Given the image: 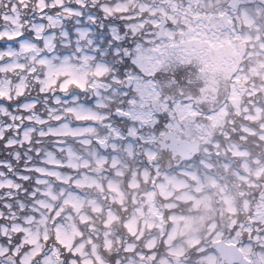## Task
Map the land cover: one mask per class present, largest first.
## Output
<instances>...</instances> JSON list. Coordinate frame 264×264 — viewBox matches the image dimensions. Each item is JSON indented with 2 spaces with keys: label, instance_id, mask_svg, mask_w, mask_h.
Listing matches in <instances>:
<instances>
[{
  "label": "flooded vegetation",
  "instance_id": "obj_1",
  "mask_svg": "<svg viewBox=\"0 0 264 264\" xmlns=\"http://www.w3.org/2000/svg\"><path fill=\"white\" fill-rule=\"evenodd\" d=\"M97 5L92 0H0V247L7 246L0 255V264L8 263L7 254L19 261L20 250L35 248L36 243H28L21 227L39 225L43 216L50 222L51 232L60 223L77 225L79 233L74 236L72 251L82 256L74 262L69 255L59 256L61 250L53 234L45 241L41 237V251L33 264H218L219 241L235 244L242 252L243 260L231 264H264V244L253 242V237L256 241L264 237V223L253 217L260 202L261 183V176L255 174L261 164L254 160V154H246L240 144L237 151L229 145L213 149V140L219 135L197 129V117L189 121L190 128L184 133L169 126L165 119L162 135L176 131L181 138L192 139L199 133L205 139L199 154L178 164L154 162L160 150L158 144L154 146L145 132L139 137H128L126 133L133 132V126L146 124L132 108L143 109L151 104L150 91L161 86L148 83L115 90L99 88L89 96L87 89L93 85L77 79L80 73L72 66L63 65L55 75L51 68L47 80L42 79L43 73L37 75L39 65L46 61L39 58L43 53H37L33 45L42 47L45 35L54 33L59 37L61 29L71 33L73 28L87 24L86 18L101 17ZM53 20H60V25L50 23ZM112 42L118 54L111 52L108 57H119L121 76L131 75L132 39L124 35L122 39L112 38ZM61 76L67 79L53 92ZM73 85L74 99L72 93L63 94ZM56 96L61 98L59 103L54 101ZM58 105L66 110L63 121L78 125L82 129L79 138L87 136L85 141L93 144L96 153L85 148L72 154L53 149V110ZM71 107L91 113L75 117ZM212 113L210 110L207 115ZM97 139L106 144V149L99 147ZM126 141H133L134 146L125 145ZM154 149L155 154L149 156ZM53 151L66 164L48 162ZM176 152L166 148L164 161L175 158ZM203 156L208 162L201 163ZM40 166L45 170L40 171ZM52 167L57 168L56 172ZM40 178L45 180L40 182ZM199 178L220 186L217 193L221 207L230 194L236 200L235 211L217 217L207 213L201 219L202 211L194 203ZM54 184L56 196L51 192ZM12 185L24 187L27 194L21 197L15 189L11 194L8 189ZM22 203L27 205L23 209ZM96 252L100 255L95 256Z\"/></svg>",
  "mask_w": 264,
  "mask_h": 264
},
{
  "label": "rangeland",
  "instance_id": "obj_2",
  "mask_svg": "<svg viewBox=\"0 0 264 264\" xmlns=\"http://www.w3.org/2000/svg\"><path fill=\"white\" fill-rule=\"evenodd\" d=\"M146 2L151 1V5H146L144 3V0H132V3L127 4L126 7L124 8H120L118 7L119 3H124L125 0H119L117 1V3L110 7L108 2H101L105 7H102L103 10L105 11V8H107L109 13H113L114 10H117L119 13L114 12V15L117 19H122L124 17L125 14H123V12H125V10L130 6L131 9H133V15H127L128 17V21L127 20H121L122 24L119 23H115L112 25V30L114 33H116L115 37H105V32H103V35L97 34V36L104 37V44H107L109 39L112 40V38H116V37H120L119 34H121L120 30V26L124 25V27H126V24H132V25H136V28H129L130 31L128 33V37L133 40H135L137 37L133 35L134 31H138L140 25L143 24L144 28L146 29L145 32L140 29V32H142L143 34L146 35V37L149 38V40H151L154 36V29L150 27V23L152 22L153 25H155V23L158 21V15H164L169 22V19H171L172 21H174V19L177 18V14L176 12L169 7L168 5H173L176 4L175 6H180V14L184 13V12H191L193 13V10L198 11L197 13L194 12V14H192L193 16H195L196 14H198V16L200 15L199 10L201 9L199 7V5L202 3L203 0H145ZM246 0H240L239 5L236 9H234L233 11L230 12V17L234 20V28L232 29V33L233 35H237L239 34V32H241V30H239L238 28H236L235 24H236V18L239 16L240 18H242L245 22V24L249 26L253 25V24H258L256 21L257 18V10L255 8L249 7L245 5ZM213 3H218L219 7L218 9L215 8L216 5H212L207 9V13L209 14L208 16H206V18H210L213 19L214 16H219V14H221L223 11H226V7L225 9H221V6L224 5V3L226 4V0L224 1H213L210 2L209 4H213ZM184 5V6H181ZM192 9V10H190ZM211 9V10H210ZM210 10V12H209ZM259 10H261V8H259ZM157 11H159L158 13H156ZM203 11V10H201ZM122 12V13H121ZM205 12V11H204ZM183 18V16H185ZM259 15V14H258ZM197 16V17H198ZM210 16V17H209ZM131 17V18H130ZM196 18V22L198 23V21H201L199 19ZM138 20L140 18L145 19L146 25L143 22L142 19H140V21H134V19ZM179 19V18H178ZM152 20V21H151ZM180 20V19H179ZM151 21V22H150ZM191 21V17L187 14L182 15V19L180 22H190ZM117 22V21H116ZM138 23H140V25H138ZM242 22V25L244 24ZM99 25V23H97L96 21H92V24L90 26L96 28ZM193 26H195V24H192ZM184 26V27H183ZM183 26L178 27L180 30L178 31V37L175 36L176 30H174L173 27H169L168 24L166 26V31L168 33V36L166 38H162L159 40H155L156 43L154 42L153 46H149L146 48H142L138 45L135 44L136 48H133L131 50V52L135 53L134 55H131L130 60H132V65L131 68H133V65L136 63V65H139L144 72L149 73V77H144L138 74V76H136L135 72L132 69V73L131 75L135 76L137 79L138 83H142V84H147L148 80H152L154 73H157L158 70H160L161 68H163L164 70L167 69L168 65L170 66V68L168 69L169 72L173 71V66L176 67L177 65H179L180 67L178 68V71L180 69H182V67L184 65H186V63H183L182 61H180L181 59L185 58L184 60H188L186 55H199V54H203L205 51V48L201 47V45L203 46H208L210 47V49H208L209 53H213V54H219L222 52L223 48H228L229 50H231L233 52V55L235 56H240V54H243V48L238 47L241 46V44H237L238 41L236 40H232L230 41V37L228 36L229 34H225L222 33L219 35V33H215L213 30H210L208 33L204 30L201 29H197L195 26V29L193 30V27H191L190 25H186L185 24ZM203 26V23L202 25ZM201 28V27H200ZM246 27L247 29H251ZM197 29V30H196ZM248 30V31H249ZM206 32V33H205ZM248 34V33H247ZM239 37V35H237ZM251 34H248L247 37H249L248 39L251 38ZM256 39L257 35H254ZM253 36V37H254ZM176 37V38H175ZM139 39L144 40L143 36H139ZM98 41L99 38L97 37ZM225 42H228L230 44H227ZM115 45V42H112ZM104 44L101 45V47H104ZM113 45H111V47L108 48V53H109V49L111 48V51L114 53L115 49L112 47ZM117 47V45H116ZM157 48H160L161 50L163 49V53L168 57H165L163 55H157L154 51H157ZM118 49V48H117ZM119 50V49H118ZM165 50V51H164ZM116 52V51H115ZM159 52V51H158ZM237 53V54H236ZM172 54V56H171ZM172 57H174V60H176L177 62H173ZM64 67V66H63ZM185 67V66H184ZM62 66H58V67H54L53 68V74L55 75L57 71L61 70ZM212 70V72H211ZM210 72H207V74L205 73V70L203 71H199L200 73L193 75L192 78H190V85L188 86H182V85H178V87H172L171 86V82H172V76L170 75L167 78V82L163 83V89H158L157 87H153L152 90L150 91L149 95L151 96L152 99V103L149 104L148 106L144 105L143 109L140 108H132V110L134 111L135 114H137L138 116H140L141 118H143L146 122H148V124H154L155 121L159 120V123L161 121H165L166 118H168V125L171 126L172 128H174L175 130L184 133V130H187L190 128V120H195L194 117H197V114L199 111H201L202 109V100H206L205 96H207L206 92L204 91V89L202 88L203 84H207L208 87L211 88V90H214V87H216V81H215V76H217L220 72H214L213 67H211ZM215 75V76H214ZM225 76V75H223ZM74 78L76 79V75H74ZM77 79H79L80 81H86L87 77L83 76L82 74H80V76L77 77ZM202 81V85L201 82ZM135 83V86L138 85V83ZM152 84V83H150ZM153 86L156 85V82H154V84H152ZM194 85L198 86L199 88H195ZM224 87V86H223ZM217 90V89H215ZM236 92L233 91L232 93L229 94V97L232 99L234 104H237L238 101V95L235 94ZM200 97H197V96ZM214 95L212 94V97ZM204 97V98H203ZM215 97H218L217 95H215ZM201 98V100H200ZM57 100H61L60 97L57 98ZM145 103H148V100H144ZM218 105H213V113L210 115L207 114H203L202 115V119H197V123L201 122V124L204 127L209 128L211 131H213L214 134H217L218 129H220V127L222 126V124H220V115L222 113H227V103L226 101H223V103H220ZM73 115H75L76 117H82L85 116L87 114V112L91 113V110H86L84 108H80V107H71L70 108ZM69 111V110H68ZM69 111V112H71ZM63 112H61V110L54 108L53 110V118L54 119H59L60 116H62ZM207 115V116H206ZM61 124H55L53 125V147L56 149H61L63 148L64 145H61L60 142L65 139V135H69V136H77L78 133H80L82 131V129H80V127L78 125H74L71 124L72 126L74 125V127H71L69 125L68 122L62 121L60 122ZM144 124H141L138 128L137 127H131L130 131L133 132H137L141 126H143ZM249 130H251L250 127H248ZM90 130L89 127L86 128V131L88 132ZM115 134H119V132H116ZM261 136L264 137V132L260 133ZM151 139L149 141H153V135H148ZM155 138V137H154ZM86 139H88L87 136H85L83 139H80L77 141V143H80L79 146L76 145H70L68 144L66 149H63L65 152H67L68 154H72L73 150H77L78 148H85L88 149L92 154L96 153L97 150L96 148L93 146V144L91 142H87L85 141ZM223 140H227V141H223ZM214 141V147L213 149H225L226 146L228 147V139L224 138V139H220V138H216L213 140ZM223 142H227L224 143ZM125 145L134 146V142L133 141H126L124 142ZM123 143V144H124ZM232 147L233 148H237L238 143L236 141H234L232 143ZM206 148V147H205ZM232 148V149H233ZM237 149H234L235 151H237ZM201 163L204 162H208V160L203 156ZM254 160L259 161L258 157H255ZM48 162H50L53 165H57V166H61L66 164L65 160H63L62 158L58 157V155H56V152L53 151V153H51L47 159ZM77 161H75L76 164ZM246 163V162H245ZM74 164V163H73ZM240 164V165H239ZM248 164V163H246ZM239 165V166H238ZM241 163L238 162L237 160V166L241 167ZM229 168H232V165H229ZM40 171H43L45 169L42 168V166H40V168H38ZM52 172H56L57 168H53L52 167ZM184 174V173H181ZM256 177L257 176H264V164L260 165V167L257 168L256 172ZM54 177V175H53ZM250 179V178H249ZM45 179L44 178H40L39 181L43 182ZM202 182H204L205 184H203ZM196 195L194 198V203L196 205L197 208H200L202 211V214H200V218L203 219L205 217V214L207 213H211L213 215H215V217H217L220 213H226V212H231L233 211V205L236 204V200H234L230 194L226 195V200H225V205L223 207H221V202L219 199V193L220 192V186H218L217 184L213 183L211 180L209 181H204L203 179H198V183L196 184ZM55 188V184L52 185L51 188V192L53 196H56V193L54 191ZM15 189V194H19L21 197L27 194V191L25 190L24 187H20V189H18L17 185H12L8 191H12ZM12 194V192H10ZM184 196V195H182ZM43 201V200H42ZM45 203V201H43ZM27 205L22 203L21 204V208H25ZM226 206H229V210L227 209ZM44 207V206H43ZM38 210L40 212H42V208L40 206H37ZM233 213V212H231ZM254 216H261L264 215V199H260V202L257 204L255 211H254ZM46 215V213H45ZM17 217H20V215H17ZM31 218V217H29ZM33 218V217H32ZM231 218H233L231 216ZM31 220V219H30ZM255 221L260 222V220L255 219ZM37 223V222H36ZM50 224V222H49ZM48 224V219L43 216L41 219H39V225L36 226H32L31 228L22 226L21 228H23L24 233L26 235V239L28 241L29 244H35L36 246L35 248H29L27 249V251H21L19 252L20 255V261L19 264H33V259L35 257H38L39 252L41 251V246H39V241H41V237L42 239H44L45 241V237H51L53 234L55 236V238L58 239V241H54L55 245L59 248V250H61L60 255H66V256H70V260L71 262L77 261L79 257L82 256L81 253L75 252V249L72 251V244H73V240H74V236L79 233L77 225L76 224H71L70 222H67L65 224L60 223L59 226H57V228L55 227V230L53 232H51V225L49 226ZM54 227V226H53ZM64 245V248H63ZM3 248H5L7 250V246H4ZM35 249V250H34ZM5 250V251H6ZM15 252H18V247H16ZM34 250V251H33ZM65 250V251H64ZM4 251V252H5ZM33 251V252H32ZM3 252V253H4ZM66 253V254H64ZM96 254L95 256H98L100 254H98V252L94 253ZM98 258V257H97ZM47 259V258H45ZM100 259V258H98Z\"/></svg>",
  "mask_w": 264,
  "mask_h": 264
},
{
  "label": "trees",
  "instance_id": "obj_3",
  "mask_svg": "<svg viewBox=\"0 0 264 264\" xmlns=\"http://www.w3.org/2000/svg\"><path fill=\"white\" fill-rule=\"evenodd\" d=\"M247 1V4L262 6L260 16L256 18V21L259 23L260 38L264 42V0ZM200 20L205 21L206 19ZM199 29L207 33L213 30L215 33H219V35L226 31L220 26L217 17L213 18L212 24L209 27L202 26ZM246 33L245 30L242 32L240 37H238L239 39H237L238 42L244 40L243 37ZM255 34L256 33H254V35ZM249 40L250 41L247 42L250 47L246 50L245 57L240 63L237 57L234 56L228 48H223L220 54H214L213 56L204 55L206 54L204 51V54L201 55H188V60L184 61L186 63V65H184L185 67L183 66L179 71L172 72L163 78L165 83L167 82V78L171 75L172 87L190 85V78H192L195 73L198 74L199 65H204L212 60L211 66L214 72H221L217 76L214 75L217 85L214 87V90H211L207 84H203L202 88L207 96H205L206 100L203 99L201 102L202 111L197 114V119L202 118L210 101H212V106H220V103L226 101L227 113L223 116V121L221 122L222 126L217 131L219 138L221 140L227 138L229 143L242 141L246 148H250L251 151L259 155L262 162H264V137L260 135L261 132H264V46L255 45L252 37ZM196 60H198V63ZM236 63L238 64L236 65ZM200 82L202 85V81ZM197 87L198 86H195V88ZM233 91L238 95L237 104H234L229 97V94ZM212 94L214 95L213 97ZM215 95L218 97H215ZM154 127L157 131L159 128L157 122L154 124ZM248 127H250L251 130H249ZM196 128L203 131L201 122L196 124ZM205 130L208 129L205 128ZM224 143L227 142H223V144Z\"/></svg>",
  "mask_w": 264,
  "mask_h": 264
},
{
  "label": "clouds",
  "instance_id": "obj_4",
  "mask_svg": "<svg viewBox=\"0 0 264 264\" xmlns=\"http://www.w3.org/2000/svg\"><path fill=\"white\" fill-rule=\"evenodd\" d=\"M98 0H92V4H97ZM132 0H125L124 3H119L118 7L124 8L127 4L131 3ZM101 7H105L101 5ZM105 14L111 15L108 12L107 8H105ZM88 20L87 24L77 26L72 29L71 33H68L66 30H60V36L56 37L54 33H49L43 37V45L42 47L33 45L37 53H43V55L39 56L40 59L46 61V63L39 65L37 69V75L43 73V80H47L48 72L51 68L63 66V65H71L74 71L82 74L87 77V81L93 87H89L87 89L89 96L97 93L99 88H113L114 90L117 88H121L125 86V79L127 74L121 76L117 67V61L108 57V48L111 47L112 40L109 39L107 44H104V37L101 36L99 38V42L97 40V33L94 27L90 26L92 24L91 18H86ZM55 25H60V20L50 21ZM103 24V21H101ZM39 27L37 26L36 35H40ZM47 28V25L44 26ZM136 25L126 24L127 28H136ZM127 33L119 34L121 39ZM116 33L112 30V25L108 26L107 31L105 32V36L115 37ZM133 35L139 37V32L134 31ZM158 38L153 37L148 41L146 45L142 39H135L134 43L142 48L153 46L155 40ZM104 44V47L101 45ZM99 53V54H97ZM134 53V52H133ZM115 55V51L113 53ZM135 54V53H134ZM97 69H101L98 71ZM64 79H67L66 76H61L57 79V86L52 89L53 92L58 90L59 84L63 82ZM69 93L73 94V99L75 98V86H70L66 91L63 92L64 95H68ZM245 219H248L245 216ZM254 219H258L261 223H264V215L255 216ZM254 243L264 244V237H261L259 241H256L255 237H253ZM246 247H252V245H247ZM6 249L0 247V255ZM9 264H15V259L13 256L9 255L5 258Z\"/></svg>",
  "mask_w": 264,
  "mask_h": 264
},
{
  "label": "water",
  "instance_id": "obj_5",
  "mask_svg": "<svg viewBox=\"0 0 264 264\" xmlns=\"http://www.w3.org/2000/svg\"><path fill=\"white\" fill-rule=\"evenodd\" d=\"M237 5H238V0H230V2H229L230 7L234 8V7H237ZM159 19H160V21L156 25V28H155L156 37L157 36H158V38L166 37L167 34L165 31V24H166L167 20L164 16H160ZM221 19L224 22V25L226 27L230 26V21L228 19L227 13H224L221 16ZM130 83H131L130 79H125V86H128ZM202 139H203L202 137L197 136L195 139H193L191 141H186V140L179 139L175 133H169L165 137L159 138L158 141L160 143L165 141L166 144H168V143L171 144V145H169L170 147H167V148H172V149L177 151L173 155V156H175V158H171L168 160V162H166V164L172 163L170 165H173V164L178 163L182 159L190 158L195 153H197L199 151V147H200V143H201ZM100 144L102 145L103 148H105V145L103 143L100 142ZM161 158H162V161H164V154L162 151H161L160 155L158 156V158H156V159L160 160ZM166 159L167 158H165V160ZM261 197H264L263 191L261 193ZM216 247H217L219 254H220L218 264H231L234 261H242L243 260L242 259L243 255L235 244H229V243H226L224 241H219L216 243ZM14 259H15V257H14ZM15 263H16V259H15Z\"/></svg>",
  "mask_w": 264,
  "mask_h": 264
},
{
  "label": "snow or ice",
  "instance_id": "obj_6",
  "mask_svg": "<svg viewBox=\"0 0 264 264\" xmlns=\"http://www.w3.org/2000/svg\"><path fill=\"white\" fill-rule=\"evenodd\" d=\"M117 54H118V50H116ZM129 55H134V53L129 52ZM68 67H71V65H67ZM98 71H100L101 69H97Z\"/></svg>",
  "mask_w": 264,
  "mask_h": 264
},
{
  "label": "bare ground",
  "instance_id": "obj_7",
  "mask_svg": "<svg viewBox=\"0 0 264 264\" xmlns=\"http://www.w3.org/2000/svg\"><path fill=\"white\" fill-rule=\"evenodd\" d=\"M136 135H137V133H135V132H134V133H132V135H131V136H136Z\"/></svg>",
  "mask_w": 264,
  "mask_h": 264
}]
</instances>
